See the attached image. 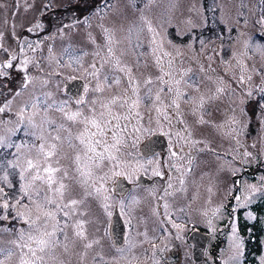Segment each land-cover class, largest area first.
Returning <instances> with one entry per match:
<instances>
[{"label": "rangeland", "instance_id": "rangeland-1", "mask_svg": "<svg viewBox=\"0 0 264 264\" xmlns=\"http://www.w3.org/2000/svg\"><path fill=\"white\" fill-rule=\"evenodd\" d=\"M141 17H146L156 29V54H171L173 76L179 78L186 73L180 91L193 97L195 103H186L187 97L179 100L180 117L185 122L179 124L169 106L175 98V89L169 94L165 87L162 104L157 105L162 109L159 117L156 106L145 102L139 106L142 116L139 123L155 134H161V127L167 132L166 109L173 131L180 130L185 135L183 130L187 126L191 132L186 151L180 154L179 160L172 157L170 147L176 151L183 142L178 145L175 137L170 139L164 135L170 144L168 151L143 157L140 145L152 135L142 133L136 147L131 146V137H127L126 152L134 153L136 160L125 168L132 177L127 179L133 185L132 191L127 196L116 193L115 184L123 176L108 181L107 186L112 189L107 201L111 205L112 215L109 216L104 210V201L91 196L84 198L82 189L75 184L73 153L64 145L61 151L67 158L60 160V166L68 170L69 177L64 182L71 186L66 199L83 200L77 208L84 213L73 216L70 224L83 220L87 240L76 237L74 228L69 226L65 229L67 239L44 253L42 264H162L166 259L172 264H194L192 245L187 239L194 227L206 230L211 236L202 264H244L246 251H243V240L232 230V212L242 210V217L249 224L254 219L252 207H264V91H261L264 89V3L261 0H0V43L8 50L0 49V63L11 60L12 55L16 57L12 60L13 68L0 77V104L11 100V111L0 114V121H10L0 124V135H7L8 128L16 127V113L35 96L41 99L48 96L50 104L66 99L73 101L75 98L67 94L66 87L75 80L89 86L87 99L111 97L128 87L123 73L112 72V62L105 64L101 80L105 74L119 75L121 84L111 88L104 84L103 93L91 90L96 85L95 79L68 65L66 49L82 55L85 69L94 61H102L107 52L105 28L112 32L114 41H118L113 44L116 55L139 80L140 95H145L147 87L157 91L158 83L147 87L144 84L149 76L155 81L161 74L151 53L152 34L145 28L139 38L141 47L136 46L135 33L129 34L130 29L141 23ZM38 23L42 27L37 29ZM29 28L33 31L29 32ZM97 52L99 55H94ZM25 59L29 60L24 66L26 72L21 70ZM168 59L163 58L165 66ZM26 75L32 82L21 91ZM241 76L245 78L244 83H240ZM190 84H197L198 89ZM217 88H222L223 92L217 94ZM16 92L21 94L15 96ZM201 97L204 104L197 109ZM75 107L73 103L72 108ZM30 115L31 112L25 113V116ZM44 115L40 112L34 117L37 124ZM201 115L204 123H198ZM47 116L57 122L62 119L56 111H50ZM131 127L130 124L129 132ZM24 132L25 128L21 127L11 139L16 143H40ZM192 140L202 143L192 144ZM13 152L14 149H0V162L12 160ZM27 154L28 149H22V166ZM125 159L132 158L125 156ZM149 159L151 164L147 163ZM140 164L143 167H139ZM107 166L106 161L105 171ZM155 170L162 175H154ZM16 171L10 170L9 180L13 186L5 188L9 196L18 192L21 183L19 176L12 174ZM141 174L152 180L150 187H141ZM235 180L240 183V195L234 193ZM235 197H240L239 202ZM122 200L123 212L119 207ZM115 208L120 209L127 227L126 243L120 249L114 246L109 230ZM260 211L261 220L253 226L262 251L253 264H264V210ZM13 222L10 225L8 220L0 218V229L9 230L0 231V247L14 248L11 241L17 238L20 229L27 228L19 219L14 218ZM172 222L181 227H173ZM86 242H93V246L85 248ZM219 243H223L222 249ZM173 252L179 257L174 258ZM7 264H19L18 250Z\"/></svg>", "mask_w": 264, "mask_h": 264}, {"label": "snow or ice", "instance_id": "snow-or-ice-1", "mask_svg": "<svg viewBox=\"0 0 264 264\" xmlns=\"http://www.w3.org/2000/svg\"><path fill=\"white\" fill-rule=\"evenodd\" d=\"M261 3H264V0H261ZM40 27L42 25L36 24L37 29ZM145 28L152 34L151 53L155 57L154 63L161 74L156 77L155 81L149 76L144 81V84L147 87L158 83L159 88L157 91L154 92L153 88L147 87L145 95H140L139 80L132 76V69L122 64L121 59L116 55L113 44L118 43V41H114L112 32L105 28L103 31L106 36L105 46L107 52L103 60L100 62L94 61L85 69L82 55H75L66 49L68 65L72 66L77 72L83 70L90 79H95L96 85L91 90L94 93H103L105 90L104 84H107L109 88L113 85L121 84L119 75L109 76L105 74L103 80H101L100 73L105 64L112 62V72L123 73L127 78L128 87L122 93L111 97L96 96L92 99H87L89 86L86 84L83 94L77 95L73 101L70 102L66 99L59 102L54 101L51 104L48 96L44 99H41L40 96H35L30 103H26L16 113L18 121L16 127L8 128L7 135H0V149H14L12 153L14 158L12 160L0 162V169H2L0 171V218L7 220V210L11 208L14 218L21 220L27 225V228L20 229L17 233V238L11 241L14 248L0 247V264H7L13 256L17 255V250L19 252V264H42L43 254L50 249L54 250L55 247L67 239L65 229L69 226L74 228L76 237L87 240L84 228L85 222L83 220L70 224L73 216L77 214L83 215L84 213L78 212L77 208L83 200L76 198L66 199V197L70 196L71 186L64 182L69 177L68 170L60 166V160L67 158V155L61 151L64 145H67L72 150L71 162L74 174L72 179L82 189L84 198L91 196L101 199L105 202L103 204L104 210L111 216L112 213L109 211L111 205L107 201L110 199L108 193L112 189L107 186L108 181L117 176H123L130 180L132 177L125 171V168L136 162L134 153L124 151L129 146L126 138L131 137V146L136 147L142 133L155 134L152 129L144 128L140 125L139 122L142 120V116L139 112V106L145 102H150L153 106H156V112L159 117L162 109L157 105L162 104L161 94L164 93L165 87H167L169 94L175 89V98L169 106L173 108L178 123L184 125L185 122L179 113V100L187 97L186 103H195L193 97H188L187 93L180 91V85L186 73L180 74L179 78L174 77L172 69L174 60L171 54L168 52L156 54L157 32L151 21L146 17H141V23L129 30L130 35L134 32L137 37L136 46H142L139 38ZM28 31L31 32L33 29L29 28ZM0 40H2V36H0ZM29 47H31L30 43ZM0 49L4 52L8 51L3 47L2 43H0ZM94 55H99V53L97 52ZM165 56L169 57L166 66L163 62ZM15 59L16 57L12 55L11 60L0 63V77L7 74V69L13 68L12 60ZM28 63L29 60L25 59L21 70L26 72L27 69L24 66ZM71 78L76 79V77ZM248 79L250 80L251 77H248ZM31 82V78L26 75L24 83L21 85V91L27 89ZM244 82L245 78L241 76L240 83ZM190 86L198 89L197 84H190ZM261 91H264V89H261ZM221 92H223V89L217 88V94ZM20 94L21 92L14 93L15 96ZM248 95L251 96V92ZM73 103L76 105L74 109L72 108ZM203 104L204 98L201 97L197 104V109L202 108ZM97 105L99 109H97ZM10 106L11 100H6L0 104V114L11 111ZM50 111L60 113L61 121L57 122L54 119H50L47 116ZM26 112H31L32 115L25 116ZM40 112L45 115L41 123L37 124L34 117ZM164 115L169 122V130L164 132L161 127V134L169 136L170 139L175 137L178 145L183 142L176 151H173L170 147L171 156L179 160L181 159L180 154L186 151L191 132L187 126L183 130L185 135H182L180 130L173 131L171 117L167 115L166 109H164ZM132 121H136V123L133 124ZM204 122L201 115L198 123ZM4 123H10V121H0V124ZM159 123L158 118L157 124L159 125ZM233 123H236V121L233 120ZM130 124L132 125L131 132H129ZM21 127L25 128V136H32L40 143L14 142L11 137L16 135ZM73 128H76L75 132ZM191 143L197 144L202 143V141L192 140ZM25 148L28 149V154L24 157V165L22 166L20 163L21 153L22 149ZM145 148L148 152H153L149 145H145ZM245 155L248 154L245 153ZM125 156L132 159H125ZM106 161L108 166L105 171L104 165ZM147 163L151 164L152 160L149 159ZM139 167H143V165L140 164ZM10 170H17L12 174L18 175L21 182L18 192L11 196L5 191L6 187L11 188L13 186L9 180ZM188 171H191V169L189 168ZM59 173H62V176L58 175ZM153 174L162 175L158 170H155ZM183 183L184 181L181 180V184ZM166 194H168L167 190ZM235 199L239 202L240 197H235ZM22 201L24 203H21ZM119 207L121 212H123L125 208L123 200L120 202ZM165 208H167V205H165ZM20 209L24 210L21 211ZM61 217H63V220ZM172 223L173 227H181L175 222ZM0 231L9 230L0 229ZM233 231L235 232V229ZM58 233L62 234V237L58 236ZM95 243H99V241H95ZM84 246L85 248H91L93 242H86ZM240 247H242V243L237 246V252Z\"/></svg>", "mask_w": 264, "mask_h": 264}, {"label": "water", "instance_id": "water-1", "mask_svg": "<svg viewBox=\"0 0 264 264\" xmlns=\"http://www.w3.org/2000/svg\"><path fill=\"white\" fill-rule=\"evenodd\" d=\"M84 85L83 81L75 80L67 84L66 92L71 97L76 98L77 95L83 93ZM145 145H149L153 152H148ZM168 148L169 143L166 137L161 134H155L142 143L140 146V153L143 157H150L157 154H164ZM139 184L144 187H149L152 185V181L142 175L139 177ZM131 188V184H129L125 178L119 179L115 184V191L120 195L126 194ZM110 231L114 246L116 248L123 247L125 243L126 227L118 209L114 210ZM189 240L194 244L193 256L195 263L200 264L204 260L208 237L201 233H193Z\"/></svg>", "mask_w": 264, "mask_h": 264}, {"label": "flooded vegetation", "instance_id": "flooded-vegetation-1", "mask_svg": "<svg viewBox=\"0 0 264 264\" xmlns=\"http://www.w3.org/2000/svg\"><path fill=\"white\" fill-rule=\"evenodd\" d=\"M168 143H169V141H168ZM169 146H170V144H169ZM157 155H159V154H157ZM250 170L251 169H249L248 171H250ZM143 175H145V174H143ZM145 177H147V176H145ZM147 178L149 179V177H147ZM234 185H235L234 193L236 195H240V193H241V191L239 190V189H241L240 183L238 184L237 181H236ZM141 187L148 188V187H144L142 185H141ZM131 191H132V188H131ZM127 195H129V193L126 194V196ZM232 199L234 200V198H232ZM231 207H230V204H229L227 208L230 209ZM262 209L264 210V207L261 206V205L258 206V207H256V206L252 207V210H254V212L252 213V215L254 216V219H253V223H249V224L243 219V217H242L243 211L242 210H239V209L235 210L234 209V211L232 212V215H231V221L233 223L232 224V230L235 229L234 233L236 234V236L240 237L244 241V242L242 241V243H243V251L245 250L249 254V259H248V263L249 264H253L254 261L258 260L261 257V256H258V257L256 256L257 249H260L261 245H259V237L257 236L256 230H255L253 224H256V223L260 222V220H261V211L260 210H262ZM7 215H8V219L7 220L9 222V224L13 225L14 224V222H13V219H14L13 211L7 212ZM195 231H197L199 233H202L203 235L208 237L204 260L200 263V264H202L205 261V259H206L207 251L209 249V244H210V241H211V236L204 229H201V228H198V227L192 228V232L188 235L187 239H188V242L192 245V259H193L194 264H196L195 260H194V256H193L194 244L192 242H190L189 238L192 236V234ZM222 246H223V243L220 244V248L221 249H222ZM213 255H214V253H213ZM216 255H217V250L215 252V256ZM172 256L174 258L179 257L178 253H176V252H173ZM162 264H172V262L170 260L166 259L164 261V263H162Z\"/></svg>", "mask_w": 264, "mask_h": 264}, {"label": "trees", "instance_id": "trees-1", "mask_svg": "<svg viewBox=\"0 0 264 264\" xmlns=\"http://www.w3.org/2000/svg\"><path fill=\"white\" fill-rule=\"evenodd\" d=\"M253 130V129H252ZM125 152L127 151V149L124 150ZM258 250V249H257Z\"/></svg>", "mask_w": 264, "mask_h": 264}]
</instances>
